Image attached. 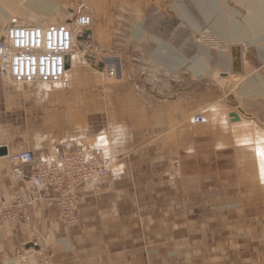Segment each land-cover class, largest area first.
I'll return each mask as SVG.
<instances>
[{
  "label": "rangeland",
  "instance_id": "374dc122",
  "mask_svg": "<svg viewBox=\"0 0 264 264\" xmlns=\"http://www.w3.org/2000/svg\"><path fill=\"white\" fill-rule=\"evenodd\" d=\"M35 1L55 9L47 15L26 6L28 0H0V40L12 17L29 27H43L68 22L74 12H86L93 23L81 36H74L78 54L63 83L19 84L0 73V145H7L10 154L25 149L38 158H46L50 151H60L76 141L96 146L103 136V154L115 157L114 163L119 158L129 163L151 162L150 168L147 164L146 167L156 172L164 168L162 163L171 165L179 158L181 140L182 150L191 152L196 136L216 133L228 138L226 146L235 148L234 134L230 132L235 119L230 115L237 106L243 120L257 122L264 129V92L257 90L258 84H264V27L257 28V36L249 27L255 16V3ZM261 5L264 7V0ZM232 22L243 28L248 37L233 39L229 35ZM236 49L241 56L239 72L232 70V51ZM221 56L226 57L228 70L221 65ZM199 62L203 68L197 67ZM107 67L113 68L112 75L107 74ZM244 88L249 90L242 93ZM181 96L185 101L179 104L176 101ZM199 100L203 103L196 106ZM215 105L221 106L218 114L229 119L228 127L221 124L222 120L213 119L210 108ZM197 113L205 116L206 124L189 123ZM253 128L258 131L256 126ZM230 150L234 153L219 156L216 169L224 170L223 177H232L236 183L226 186L228 190L218 187L209 191L220 183L213 171L204 178L207 185L200 187L199 195L204 194L205 199L220 195L221 212L244 214L236 219V227H222L223 218L217 219V226L229 230L227 243L244 240L250 247L247 250L259 251L264 258V184L250 179L256 168L248 150ZM187 156L189 181L194 179L190 176L193 168L211 169L215 163H201L195 156ZM0 161L9 166L8 158ZM81 203L78 202L77 212ZM199 204L203 210L212 205L210 200ZM8 222H1L0 226ZM17 250L5 258L7 264H36L33 250L22 255Z\"/></svg>",
  "mask_w": 264,
  "mask_h": 264
},
{
  "label": "crops",
  "instance_id": "0c3cea01",
  "mask_svg": "<svg viewBox=\"0 0 264 264\" xmlns=\"http://www.w3.org/2000/svg\"><path fill=\"white\" fill-rule=\"evenodd\" d=\"M184 101L181 96L176 102ZM195 103L198 106L203 101ZM198 136L191 152L182 150L181 140L179 158L171 165L162 163L160 166L164 168L160 171L149 169V161L129 163L119 158L106 177L96 178L80 189L82 205L79 204L75 223L70 228L52 222L57 212L50 202L36 205L28 222L9 221L1 225L0 264H7L5 258L11 257L16 249L21 255L33 250L36 264H264L261 253L247 250L250 247L244 240L226 241L229 239L226 229L236 227V219L244 214L221 212L220 195L206 199L204 194L199 195L200 187L207 185L204 178L213 171L220 183L209 191L236 183L232 177H223L224 170L216 169L219 156L234 153L230 149L236 147L226 146L228 138L221 134ZM217 144L222 147L217 148ZM1 146L10 153L7 145ZM94 148L103 155V136ZM54 154L50 151L44 159ZM187 155L195 156L201 163L215 162L214 166L193 168L190 176L194 179L189 181ZM110 158L115 157L110 155ZM30 194L28 184L13 174L10 165L0 161V209ZM207 200L212 205L201 209L199 202ZM219 218L225 219L222 227L226 229L217 226Z\"/></svg>",
  "mask_w": 264,
  "mask_h": 264
},
{
  "label": "built area",
  "instance_id": "2783aa9c",
  "mask_svg": "<svg viewBox=\"0 0 264 264\" xmlns=\"http://www.w3.org/2000/svg\"><path fill=\"white\" fill-rule=\"evenodd\" d=\"M92 23V17L86 12H74L68 22L43 27H29L18 18H10L0 40V73L10 76L12 82L19 84L63 83L66 60L75 49L74 36H81L91 28ZM112 69L107 67L108 75H112ZM189 123L206 124L207 119L197 113L190 118ZM65 147L60 151L55 150V156L47 159L38 158L32 151L21 149L10 154L9 160L16 167L12 169L13 173L19 168L20 172L16 175L26 182L30 176L26 172H41L38 182L40 191L46 195L42 200L51 198L55 207L61 210L62 220L68 222L72 219L73 211L67 205L71 206L73 201L77 203L73 192L92 178L106 176L114 161L104 154L103 160H100L95 146L84 142L80 146L74 142ZM29 207L30 203L10 204L0 216V223L2 220L20 218L17 212H26Z\"/></svg>",
  "mask_w": 264,
  "mask_h": 264
},
{
  "label": "bare ground",
  "instance_id": "6f19581e",
  "mask_svg": "<svg viewBox=\"0 0 264 264\" xmlns=\"http://www.w3.org/2000/svg\"><path fill=\"white\" fill-rule=\"evenodd\" d=\"M243 2H248V4H251V3L252 4L253 3L256 4V8L254 9L255 16H254L253 19L251 18V20L249 21V27L252 30H254V34L257 36V28L260 27V26L264 27V23H261L262 22V17H264V7L261 5L262 4V0H243ZM26 6H29L30 8L35 9V10H37L39 12H42L44 14H47V15H51V13L55 9V7L53 5H50V4H47V3H41V2H38V1H35V0H28V3L26 4ZM229 35H231V37H233V39H235V40L236 39H245V38L248 37L247 32L243 28L239 27V25L237 23H235V22H232L230 24ZM235 52H236L235 53L236 57L234 58L233 62L237 61V64H232V70H233V72H239L241 70V63L238 64V61L241 60V56H240V53L238 52L237 49L235 50ZM77 54H78L77 53V49L75 48L73 50V52L70 54V56L68 57L69 58V64L68 65L66 64L65 79L68 77L69 67L74 62L73 60L75 59ZM263 56H264V54H263ZM68 58H67V60H68ZM218 59H219V57H218ZM220 62H221V65L223 66V68L225 70H228V64H227L226 57H222L221 56ZM199 63L197 64V67L203 68V63L202 62H199ZM248 90H249V88H244L241 91L243 93V92H246ZM257 90H259V91L261 90V92H264V84L263 85H262V83L258 84V89ZM237 107L234 108L232 112H233V114L236 113L235 115H238L239 119H238V121L236 119H235V121L233 120L234 122H233V124L230 127V132L232 134H234V139H235L234 143L236 144L235 147H238L239 149H243L244 151L248 150V153H249L248 157L252 160V162L255 163V168H256L255 169L256 170L255 171V176H252L250 179L251 180H255L256 179V180L260 181L262 184H264V129H262V127L258 126L256 124L257 122L255 123L252 120H250V121L243 120L241 118V114L239 115V113L237 112L238 111ZM210 110L213 113L212 117H213L214 120H217V119L218 120H222L221 124H225V126L228 127V122L227 121L229 119L226 118V116L224 114H218L219 112L222 111L221 106L215 105L212 109L210 108ZM246 116H247V114H246ZM248 119H251V118H248ZM229 123H230V121H229ZM253 126H256L258 131H255ZM81 144H83V143H79V144H77V146H80ZM218 145H219L218 147H222V145H220V144H218ZM1 147H5V146H1ZM5 148L7 150V147H5ZM95 151L98 153L99 159L103 160V155L100 153V151L98 149H96V148H95ZM244 151H243V153H244ZM243 156L245 157V153L243 154ZM0 157L1 158L4 157V158H8L9 159L10 158V153H8V150H7V154L5 156H0ZM49 158H51V157H49ZM94 161L96 162V156L94 157ZM242 162H246L245 159H243ZM101 163L103 164V161ZM9 165L11 166V170L16 168L14 165L10 164V160H9ZM19 172H20V170L18 168V169H16V173H13V174L16 177H18L17 175H18ZM108 173H109V171H108ZM26 174L30 175L28 177V179H27L28 183L26 181L25 182L28 184V186L30 188V191H31V194L27 198H16V199H14L11 202V204L12 203H14V204L30 203V207H29V209L26 212H23V211L17 212L18 213L17 216H19L20 218L9 219V220H12L13 222H18V223L19 222H22V223L28 222L29 219H30V216H31V211L34 209V207L36 205L41 204L43 202H50V203L53 204V206L55 208V211L57 212V218L52 220V222L55 225H58L59 227H62V228H65V229L72 227L74 225V223H75L77 206H78V202H79V194L78 193H79L80 189L84 185H86L87 183L93 181L94 179L103 178V177H106L108 175L107 174L106 176H99V177L92 178L90 181H88L87 183H84L83 185H81L79 188H77L73 192V195L77 198V200H76L77 203L75 201H73V204L71 206L67 205V207H70L69 209L73 211V216H72L71 221L67 222V221H63L62 220L61 210L59 209V207H55V205L52 202L51 198L50 199H46V200H42L44 197H46V195L43 194L42 191H40V185H39V182H38V180L41 179V172L29 171V172H26ZM18 178H20V177H18ZM39 192L41 193V195L39 194ZM4 210L0 209V216L3 215V211ZM13 217H15V215H13ZM17 219L19 221H17ZM2 221H5V220H2Z\"/></svg>",
  "mask_w": 264,
  "mask_h": 264
},
{
  "label": "water",
  "instance_id": "95a60500",
  "mask_svg": "<svg viewBox=\"0 0 264 264\" xmlns=\"http://www.w3.org/2000/svg\"><path fill=\"white\" fill-rule=\"evenodd\" d=\"M236 52H235V50H233L232 51V58H233V61H234V58L236 57V54H235ZM232 61V64H237V61H235V62H233ZM238 64H240V60L238 61ZM99 66V68H101L102 67V65L101 64H99L98 65ZM230 117H232V118H234V119H237V115H235V114H233V115H230ZM7 154V150H6V148L5 147H1L0 148V156H5Z\"/></svg>",
  "mask_w": 264,
  "mask_h": 264
}]
</instances>
